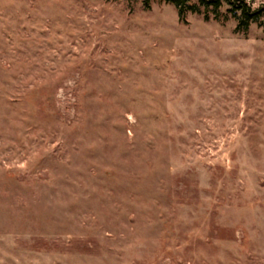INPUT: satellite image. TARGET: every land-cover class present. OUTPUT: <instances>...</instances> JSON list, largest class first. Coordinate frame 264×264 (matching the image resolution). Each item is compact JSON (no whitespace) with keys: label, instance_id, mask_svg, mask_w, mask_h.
Segmentation results:
<instances>
[{"label":"rangeland","instance_id":"1","mask_svg":"<svg viewBox=\"0 0 264 264\" xmlns=\"http://www.w3.org/2000/svg\"><path fill=\"white\" fill-rule=\"evenodd\" d=\"M0 264H264V28L0 0Z\"/></svg>","mask_w":264,"mask_h":264},{"label":"trees","instance_id":"2","mask_svg":"<svg viewBox=\"0 0 264 264\" xmlns=\"http://www.w3.org/2000/svg\"><path fill=\"white\" fill-rule=\"evenodd\" d=\"M178 11L181 18L188 13H200L203 8L206 12L217 14L226 6L228 12L238 22V28L247 29L250 24L256 23L264 28V4L253 7L247 0H166ZM148 7L149 0H144Z\"/></svg>","mask_w":264,"mask_h":264}]
</instances>
